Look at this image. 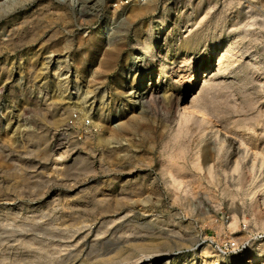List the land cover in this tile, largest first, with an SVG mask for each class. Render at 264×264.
Instances as JSON below:
<instances>
[{
    "label": "rangeland",
    "instance_id": "obj_1",
    "mask_svg": "<svg viewBox=\"0 0 264 264\" xmlns=\"http://www.w3.org/2000/svg\"><path fill=\"white\" fill-rule=\"evenodd\" d=\"M115 1L0 0V264L264 260V0Z\"/></svg>",
    "mask_w": 264,
    "mask_h": 264
},
{
    "label": "bare ground",
    "instance_id": "obj_2",
    "mask_svg": "<svg viewBox=\"0 0 264 264\" xmlns=\"http://www.w3.org/2000/svg\"><path fill=\"white\" fill-rule=\"evenodd\" d=\"M83 9V8H82ZM158 32V31H157ZM155 41V40H154ZM156 42V41H155ZM154 49V42H152L151 44H148L145 51H142L143 53H139L135 56V59L134 61H132V65L131 67L135 68L137 67L136 65L142 61H145L147 59V56L150 52H152V50ZM152 54V53H151ZM150 55V54H149ZM151 58V57H150ZM159 59H157L158 61ZM161 60V59H160ZM132 68V69H133ZM209 68V67H208ZM203 73V72H202ZM148 78H147V85L148 84H151L152 82V79H153V76H154V72L152 70H150L148 73ZM141 85L139 84L136 88L138 89ZM193 87V86H192ZM189 90V89H188ZM72 94H78V90L76 91L73 90ZM189 97V96H188ZM189 99V98H187ZM189 102V101H188ZM191 102V100H190ZM126 105V104H125ZM126 107V106H125ZM125 107H123V109H125ZM128 107V106H127ZM183 107V108H182ZM181 108L183 109L182 111V115L185 116V115H195L197 117H200L201 121L203 122H209L210 120L207 118V116H205L206 114H204V109L201 108L200 106H198L197 104H191L190 106L189 105H183ZM203 109V110H202ZM126 122V121H124ZM128 122V121H127ZM259 190V189H258ZM263 190L261 193L263 194V198H264V182H263V188L261 189ZM263 207H264V200H263V203H262ZM262 207V209H263ZM261 210V209H260ZM264 210V209H263ZM263 221V224H264V218L262 219ZM206 250V249H205ZM204 252V250H203ZM207 252V251H205ZM204 255V253L202 254ZM148 257V256H147ZM145 257H140L138 258L133 264H145V263H149L150 262V259L146 258L144 259ZM207 258V257H206ZM133 260V259H132ZM175 260V259H174ZM173 260V261H174ZM170 261V260H169ZM217 261V260H216ZM261 261L260 264H264V260L262 258L258 259L255 257V255L252 253V252H249V256L247 257L246 261L245 262H242V263H239V264H258V262ZM165 264H168V263H165Z\"/></svg>",
    "mask_w": 264,
    "mask_h": 264
},
{
    "label": "built area",
    "instance_id": "obj_3",
    "mask_svg": "<svg viewBox=\"0 0 264 264\" xmlns=\"http://www.w3.org/2000/svg\"><path fill=\"white\" fill-rule=\"evenodd\" d=\"M148 0H116L113 4L114 7L119 8V6L129 3H136V2H147ZM77 122L81 124V132L85 135H89L93 133L96 129L93 122L88 118L86 115H82L77 107H71L70 115H69V124L74 125ZM250 226L249 222L243 223V229H248ZM260 237H264L260 235Z\"/></svg>",
    "mask_w": 264,
    "mask_h": 264
}]
</instances>
